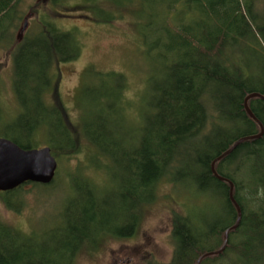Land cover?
Returning a JSON list of instances; mask_svg holds the SVG:
<instances>
[{"label":"trees","instance_id":"trees-1","mask_svg":"<svg viewBox=\"0 0 264 264\" xmlns=\"http://www.w3.org/2000/svg\"><path fill=\"white\" fill-rule=\"evenodd\" d=\"M17 1L0 0V44L12 42ZM52 1L55 5L66 2ZM134 2H141L143 11L139 9V14L146 9L149 12L141 33L148 30V36L153 37L148 52H154L157 67L144 93L149 101L141 107L139 116H134V150L122 187L123 199L133 205L123 212V218L130 219L125 223L130 232L120 236L118 229L114 233L97 230L93 204L89 220L78 216L79 224L66 228V243L55 248L32 245L31 238L0 220V264L72 261L84 246L95 247L109 237H129L138 224L139 212L146 206L144 203L154 199L161 180L174 188L175 195L185 194L188 204L191 196L207 199L196 208L190 205L183 214L171 213L172 255L168 264H196L201 256L220 250L225 231L235 224L237 213L229 198V186L212 174L211 164L238 140L260 132L246 113L244 100L255 94L264 97V0ZM101 12L105 20H110ZM148 36H144L145 41ZM78 56L79 44L74 35L47 22L42 31L15 46L12 84L17 103L22 98L27 110L30 101L25 103L23 98L31 92L37 97L30 105L40 111H28L27 119L39 125L54 117L64 122L62 110L54 108L50 112L41 97L51 94L52 85L57 82L55 65L70 63ZM108 75L119 82V92L110 96L121 107L120 92L127 84L121 75ZM247 107L261 124L263 135L241 143L214 165L216 175L233 187L232 198L241 220L238 228L228 234L224 251L200 264H264V101L251 98ZM121 110L119 116L129 125L130 119L124 117L122 107ZM27 119L21 121L19 128H11L10 133L29 138L35 128ZM64 125L61 142L53 138L46 142L55 160L60 157L59 150L73 154L78 149L76 137L65 122ZM90 128L88 124L82 132L89 142ZM11 141L24 150L36 149L38 144ZM53 182L54 179L48 185L24 184L0 193V200L7 210L18 212L26 185L46 191ZM84 222L88 228L82 225Z\"/></svg>","mask_w":264,"mask_h":264},{"label":"rangeland","instance_id":"rangeland-1","mask_svg":"<svg viewBox=\"0 0 264 264\" xmlns=\"http://www.w3.org/2000/svg\"><path fill=\"white\" fill-rule=\"evenodd\" d=\"M17 2L12 42L0 44V139L36 142V149H41L48 146L50 138L61 142L65 122L77 139L78 149L73 154L58 151L53 184L46 191L26 185L18 212L7 210L0 200V220L31 238L32 245L55 248L66 243V228L79 224L78 216L89 220L93 204L97 230L114 233L118 229L120 236L127 234L130 229L125 223L130 219L123 218V212L133 205L123 199L122 187L134 150L133 120L149 101L144 93L157 67L154 52H148L153 37L148 36V30L141 33L149 12L146 9L139 14L141 2L134 0H66L61 5L52 0ZM100 11L110 20H105ZM45 22L61 32L72 33L79 44V56L70 63L55 65L57 82L52 85L51 94L41 97L50 112L54 108L62 110L64 122L54 117L39 125L27 119L30 112L39 111L30 105L37 96L28 92L23 98L25 103L30 101L27 110L22 98L17 103L12 54L25 37L42 31ZM108 74L121 75L127 84L120 93L129 125L123 123L119 116L121 107L110 96L119 92V82ZM25 117L36 129L31 136L10 133L11 128H19L23 119L26 122ZM88 124L92 127L87 131L90 142L82 134ZM174 193V188L161 180L151 202L144 203L142 198L141 204L146 206L139 212L138 224L129 237L106 238L95 247L84 246L72 261L52 258L54 264H168L172 255L171 213L183 214L190 205L196 208L207 200L191 196L188 204L185 194ZM82 225L87 227L85 222Z\"/></svg>","mask_w":264,"mask_h":264},{"label":"water","instance_id":"water-1","mask_svg":"<svg viewBox=\"0 0 264 264\" xmlns=\"http://www.w3.org/2000/svg\"><path fill=\"white\" fill-rule=\"evenodd\" d=\"M251 98L264 101V97L255 94L244 100V109L248 116L259 126V134L254 137H247L238 140L228 151L218 157L211 164L212 174L220 181L226 182L229 186V198L237 213L236 221L232 227L225 231L223 235V244L220 250L201 256L196 264H200L205 258L221 254L227 246L228 234L238 228L241 220V212L232 198L233 187L230 182L216 175L214 165L216 162L228 156L241 143L259 139L263 135L261 124L253 117L247 107V101ZM56 169L57 162L52 156L49 148L44 147L41 149L24 150L10 140L0 139V193L11 192L28 183L48 185L53 181Z\"/></svg>","mask_w":264,"mask_h":264}]
</instances>
